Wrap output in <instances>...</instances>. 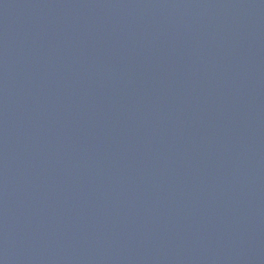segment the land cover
<instances>
[{"label":"water","instance_id":"95a60500","mask_svg":"<svg viewBox=\"0 0 264 264\" xmlns=\"http://www.w3.org/2000/svg\"><path fill=\"white\" fill-rule=\"evenodd\" d=\"M0 264H264V0H0Z\"/></svg>","mask_w":264,"mask_h":264}]
</instances>
